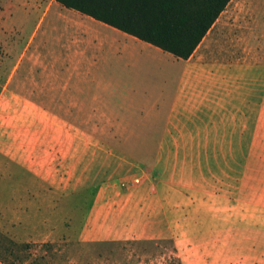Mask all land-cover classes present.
<instances>
[{
	"label": "rangeland",
	"instance_id": "rangeland-1",
	"mask_svg": "<svg viewBox=\"0 0 264 264\" xmlns=\"http://www.w3.org/2000/svg\"><path fill=\"white\" fill-rule=\"evenodd\" d=\"M111 31L54 0H0V94H13L0 95V264H242L243 234L211 256L200 224L264 217V0H230L193 54L228 95L234 122L217 132L232 145H152L146 124L67 114L66 58L107 56ZM143 44L141 56L173 58ZM26 155L40 173L23 171Z\"/></svg>",
	"mask_w": 264,
	"mask_h": 264
},
{
	"label": "crops",
	"instance_id": "crops-1",
	"mask_svg": "<svg viewBox=\"0 0 264 264\" xmlns=\"http://www.w3.org/2000/svg\"><path fill=\"white\" fill-rule=\"evenodd\" d=\"M109 28L113 36L107 56L99 57L92 62L86 58L73 56L66 58V73L62 80L66 83L67 114L109 113L114 115L116 125L146 124L148 130H153L154 134L159 135L149 138L148 144L152 145L209 147L233 144L223 141L217 132L219 123H222L220 128L222 133H228L229 128L223 123L228 124L230 120L234 122V117L231 116L230 119L228 117V95L223 93L220 98L217 86L219 75L212 72V65H201L197 61L199 59L193 60V54L199 46L187 60L173 57L159 61L139 54L141 51L137 50L134 44H140L141 41ZM124 35L129 40L125 41V44ZM143 45L151 46L147 43ZM163 63H168L171 70L162 71L160 67ZM92 64L113 65L115 69H110V74L107 69H99L100 72L93 73ZM57 65L55 61L52 62L53 67ZM55 80L58 82L60 76L58 75ZM7 86L4 84L2 87L0 94L2 97L13 95ZM35 107L39 113L62 112L53 108L47 110L38 104ZM70 124L71 121L67 119L66 125L61 128L68 130L75 128ZM100 144L108 143L102 141ZM40 155L34 156V162L30 159L31 156H25V165L22 166L25 173L37 174L42 171V164L38 165L40 162L37 161ZM155 190L156 188H152V191ZM149 197L151 200H159V196L153 192ZM200 225L210 227L207 229L208 235L213 238L212 242L218 243V245L212 243L209 247L211 256L216 250L220 251V254L225 252L228 255L230 250L236 248L232 242L230 243V238L239 233L245 237L241 246L242 264H264V217L212 218ZM212 262L232 264L228 256L215 257Z\"/></svg>",
	"mask_w": 264,
	"mask_h": 264
},
{
	"label": "trees",
	"instance_id": "trees-1",
	"mask_svg": "<svg viewBox=\"0 0 264 264\" xmlns=\"http://www.w3.org/2000/svg\"><path fill=\"white\" fill-rule=\"evenodd\" d=\"M65 9L187 60L230 0H55Z\"/></svg>",
	"mask_w": 264,
	"mask_h": 264
},
{
	"label": "built area",
	"instance_id": "built-area-1",
	"mask_svg": "<svg viewBox=\"0 0 264 264\" xmlns=\"http://www.w3.org/2000/svg\"><path fill=\"white\" fill-rule=\"evenodd\" d=\"M140 181H142V178L137 179L135 182L137 183V182H140Z\"/></svg>",
	"mask_w": 264,
	"mask_h": 264
}]
</instances>
